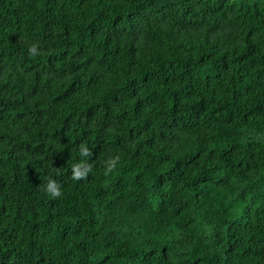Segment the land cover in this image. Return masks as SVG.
I'll list each match as a JSON object with an SVG mask.
<instances>
[{"label": "trees", "instance_id": "trees-1", "mask_svg": "<svg viewBox=\"0 0 264 264\" xmlns=\"http://www.w3.org/2000/svg\"><path fill=\"white\" fill-rule=\"evenodd\" d=\"M0 264H264V0H0Z\"/></svg>", "mask_w": 264, "mask_h": 264}, {"label": "clouds", "instance_id": "clouds-1", "mask_svg": "<svg viewBox=\"0 0 264 264\" xmlns=\"http://www.w3.org/2000/svg\"><path fill=\"white\" fill-rule=\"evenodd\" d=\"M28 53L30 56L38 55L39 53L37 51V45L32 44L28 48ZM79 152L81 155L88 158H90L93 155L92 151L84 145H80ZM119 159H120L119 156L110 157L105 162V172H104L105 175L112 173L116 169V166L119 163ZM90 172H92V165L86 161L73 164L71 168V179L75 181L84 180L88 177ZM45 192L53 199L58 198L62 195L61 185H59L55 180L49 178L47 185L45 187Z\"/></svg>", "mask_w": 264, "mask_h": 264}]
</instances>
